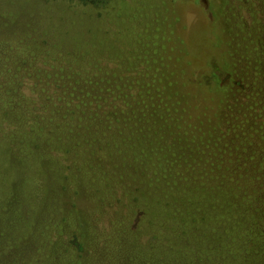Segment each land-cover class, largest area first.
<instances>
[{"label":"trees","instance_id":"1","mask_svg":"<svg viewBox=\"0 0 264 264\" xmlns=\"http://www.w3.org/2000/svg\"><path fill=\"white\" fill-rule=\"evenodd\" d=\"M122 1L0 19V264H264V0Z\"/></svg>","mask_w":264,"mask_h":264},{"label":"rangeland","instance_id":"2","mask_svg":"<svg viewBox=\"0 0 264 264\" xmlns=\"http://www.w3.org/2000/svg\"><path fill=\"white\" fill-rule=\"evenodd\" d=\"M59 4L60 0H0V11L6 13L0 19L7 21L8 16L17 15L19 21L32 22L37 27V33L45 30L50 35L57 31L53 22L60 14ZM115 9L119 12L124 9L122 0Z\"/></svg>","mask_w":264,"mask_h":264}]
</instances>
